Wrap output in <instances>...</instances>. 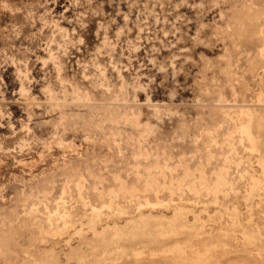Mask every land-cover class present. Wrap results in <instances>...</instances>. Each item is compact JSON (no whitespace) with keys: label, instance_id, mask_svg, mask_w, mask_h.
<instances>
[{"label":"clouds","instance_id":"1","mask_svg":"<svg viewBox=\"0 0 264 264\" xmlns=\"http://www.w3.org/2000/svg\"><path fill=\"white\" fill-rule=\"evenodd\" d=\"M0 264H264V0H0Z\"/></svg>","mask_w":264,"mask_h":264}]
</instances>
